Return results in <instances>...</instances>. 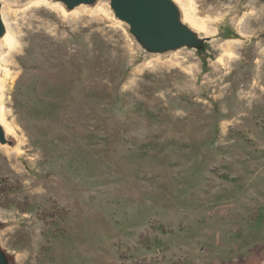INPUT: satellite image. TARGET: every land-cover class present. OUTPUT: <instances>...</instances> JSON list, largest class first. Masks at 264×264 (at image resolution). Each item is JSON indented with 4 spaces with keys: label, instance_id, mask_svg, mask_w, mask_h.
<instances>
[{
    "label": "rangeland",
    "instance_id": "rangeland-1",
    "mask_svg": "<svg viewBox=\"0 0 264 264\" xmlns=\"http://www.w3.org/2000/svg\"><path fill=\"white\" fill-rule=\"evenodd\" d=\"M35 1L0 0L5 264H264V0H168L161 50Z\"/></svg>",
    "mask_w": 264,
    "mask_h": 264
},
{
    "label": "water",
    "instance_id": "water-1",
    "mask_svg": "<svg viewBox=\"0 0 264 264\" xmlns=\"http://www.w3.org/2000/svg\"><path fill=\"white\" fill-rule=\"evenodd\" d=\"M75 7L89 0H65ZM116 14L128 22L136 35L152 45L155 50L192 42L191 32L179 21L175 8L168 0H112ZM4 33L0 5V37ZM0 140L5 133L0 125ZM0 264H5L0 249Z\"/></svg>",
    "mask_w": 264,
    "mask_h": 264
},
{
    "label": "bare ground",
    "instance_id": "bare-ground-1",
    "mask_svg": "<svg viewBox=\"0 0 264 264\" xmlns=\"http://www.w3.org/2000/svg\"><path fill=\"white\" fill-rule=\"evenodd\" d=\"M36 5H44V6H46V7H49V9H59V8H61V10L62 11H64V13L66 14L67 12H66V10L65 9H63L62 7H59L58 5H56V4H53V3H51L49 0H37V1H35L34 2ZM98 4V3H97ZM68 5V4H67ZM78 8V7H77ZM83 8H84V6H83ZM72 9V8H71ZM99 9V8H98ZM85 10H87V9H85ZM85 10H84V12H85ZM96 9H94V11H95ZM103 11V10H102ZM77 14H78V12H76ZM107 14V13H106ZM75 16V14L73 13L72 14V16ZM96 15V14H95ZM61 16V15H60ZM100 16V15H99ZM69 17H71V16H69ZM68 18V17H67ZM109 18V17H108ZM248 19V18H247ZM185 20H187V21H189L190 22V24H191V26H193V27H195V28H197V29H201V30H206V32L208 31L206 28H205V26H203V25H201V24H199L198 23V21L196 20H194L193 18H192V16L189 14V13H187L186 14V18H185ZM200 22V21H199ZM209 33H210V31H208ZM11 35L9 34V32L8 31H6V32H4L3 34H2V36H1V39L0 40H2L3 41V43L5 42V41H7L6 43H5V45H7V46H12L13 45V40L14 39H12L13 37H10ZM9 49V48H8ZM157 58H158V56H157ZM180 58V57H179ZM222 59V58H221ZM225 60V59H224ZM155 63V62H154ZM148 65V64H147ZM152 65V64H151ZM154 65V64H153ZM157 65V64H156ZM148 67V66H147ZM150 68V67H149ZM0 122L3 124L4 123V121H3V119H2V117H1V108H0ZM8 131H10V130H8ZM10 133V132H9Z\"/></svg>",
    "mask_w": 264,
    "mask_h": 264
}]
</instances>
